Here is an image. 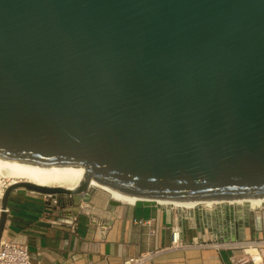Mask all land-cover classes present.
Masks as SVG:
<instances>
[{
    "label": "water",
    "instance_id": "1",
    "mask_svg": "<svg viewBox=\"0 0 264 264\" xmlns=\"http://www.w3.org/2000/svg\"><path fill=\"white\" fill-rule=\"evenodd\" d=\"M0 156L85 167L75 188L10 185L0 240L19 187L264 195V0H0Z\"/></svg>",
    "mask_w": 264,
    "mask_h": 264
},
{
    "label": "crops",
    "instance_id": "2",
    "mask_svg": "<svg viewBox=\"0 0 264 264\" xmlns=\"http://www.w3.org/2000/svg\"><path fill=\"white\" fill-rule=\"evenodd\" d=\"M58 197L60 203L54 205L45 195L23 188L14 189L9 197L10 213L3 236L26 244L38 264H124L129 256L159 248L165 250L147 264H233L225 250L218 253L213 248H168L175 221L181 226L183 241L211 238L218 227L210 223L214 215L207 212L202 218L156 203L115 206L109 204V198L89 192ZM69 215L78 217L76 225L69 222ZM92 216L109 223L106 233L91 221ZM138 219L145 222H136ZM234 225L241 237L262 234L252 227L248 210L239 211Z\"/></svg>",
    "mask_w": 264,
    "mask_h": 264
},
{
    "label": "built area",
    "instance_id": "3",
    "mask_svg": "<svg viewBox=\"0 0 264 264\" xmlns=\"http://www.w3.org/2000/svg\"><path fill=\"white\" fill-rule=\"evenodd\" d=\"M14 184L11 178L3 173H0V218L3 211V197L6 189ZM18 189V188H16ZM88 192V191H87ZM85 192V193H87ZM51 203L54 205H59L60 200L58 194H44ZM81 206L82 203H81ZM174 207V206H172ZM183 211L185 214H199L207 212L214 215L213 219H210V223H216L217 229L213 232L212 237L209 239H199L192 241H183L181 238V226L178 221H175L171 226V245L168 248H213L218 253L225 250L229 252L230 260L233 264H242L245 262H252L254 264H264V229L261 231L260 236H239L235 228V223L239 214V211H245L244 208H239L236 205H214L212 207L206 208L202 205L193 208L191 212L174 207ZM262 210L264 218V207H259ZM248 210L250 213L253 212ZM7 215L10 213V207L4 209ZM247 211V210H246ZM69 222L72 225H76L78 217L76 215L68 216ZM205 220V219H204ZM92 222H97L101 231L106 233L110 227L109 223L105 221H98L96 217H91ZM136 222L143 223V219H138ZM148 222V221H146ZM209 223V219L205 221ZM153 233V232H152ZM256 249L263 257V260L258 262L256 257L249 252V249ZM165 248H159L151 251L141 253L136 256H129L124 260V264H147L151 262L156 256H158ZM0 264H38L33 261L29 247L26 244H20L13 242L2 235L0 240Z\"/></svg>",
    "mask_w": 264,
    "mask_h": 264
},
{
    "label": "bare ground",
    "instance_id": "4",
    "mask_svg": "<svg viewBox=\"0 0 264 264\" xmlns=\"http://www.w3.org/2000/svg\"><path fill=\"white\" fill-rule=\"evenodd\" d=\"M85 167L83 164H62V163H43L35 161L14 160L0 156V173L11 178L13 183L20 181H31L46 186H63L67 188H75L78 183L84 179ZM102 188L110 193L111 198L121 202L135 204L138 197L107 185L103 182L93 179L89 188ZM163 205L174 206L191 212L197 206H205L206 208L214 205H244L251 209H257L264 206V195L255 196H237V197H209L201 199H180V200H157ZM242 206V207H244ZM247 210V209H246ZM249 210V209H248ZM258 262L263 257L256 249L250 248Z\"/></svg>",
    "mask_w": 264,
    "mask_h": 264
},
{
    "label": "rangeland",
    "instance_id": "5",
    "mask_svg": "<svg viewBox=\"0 0 264 264\" xmlns=\"http://www.w3.org/2000/svg\"><path fill=\"white\" fill-rule=\"evenodd\" d=\"M19 188H23V189H25L24 187H19ZM90 190H88V192L90 193V194H95V193H97V194H99V195H101V196H103V197H105V198H111V195H110V193L109 192H107L105 189H102V188H95V187H90L89 188ZM44 195V194H43ZM58 195H60V194H58ZM122 203H127V202H122ZM234 205H236V206H238L239 208H244V209H249V211L251 210H253V209H251V208H248V207H246V206H244V205H239V204H234ZM242 206H244V207H242ZM202 207H205V206H202ZM262 207H264V206H262ZM261 208V207H260ZM258 209V208H257Z\"/></svg>",
    "mask_w": 264,
    "mask_h": 264
}]
</instances>
